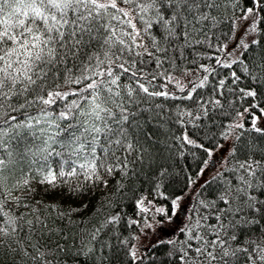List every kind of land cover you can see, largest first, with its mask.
I'll list each match as a JSON object with an SVG mask.
<instances>
[{
	"label": "snow or ice",
	"instance_id": "6c2138e0",
	"mask_svg": "<svg viewBox=\"0 0 264 264\" xmlns=\"http://www.w3.org/2000/svg\"><path fill=\"white\" fill-rule=\"evenodd\" d=\"M253 2L236 17L237 0H0V258L6 264H144L130 242L139 236L102 237L119 216L79 228L73 210L28 203L23 193L36 191L33 182L77 191L81 176L105 186L104 176L116 171L135 176L136 165L170 153V141L211 158L215 148L194 139L201 132L233 142L226 167L201 185L213 192L198 204L214 223L194 209L178 229L182 239L151 247L172 246L167 255L179 264H264V127L254 117L246 128L242 118L250 109L235 111L231 100L264 95V44L240 38L229 49L220 40L249 16L245 34L258 31L260 0ZM221 25L228 33L219 32ZM175 126L181 135L173 134ZM202 165L198 175L208 161ZM167 175L160 165L158 178ZM161 183L158 195L168 199ZM182 199H171V216L147 197L136 200L145 214L141 232L153 229L149 214L171 221ZM57 220L73 227H52Z\"/></svg>",
	"mask_w": 264,
	"mask_h": 264
},
{
	"label": "trees",
	"instance_id": "16d2710c",
	"mask_svg": "<svg viewBox=\"0 0 264 264\" xmlns=\"http://www.w3.org/2000/svg\"><path fill=\"white\" fill-rule=\"evenodd\" d=\"M237 3L239 4V7L235 10V12L254 6L253 0H237ZM256 11L258 12V18L260 19V23L258 25V37L256 39L260 40L261 43L264 44V0H260V6L256 8ZM219 32L228 33L227 26L221 25ZM237 34L236 28L227 38L224 35H220V40L223 43L228 44L230 47L235 43ZM211 63H214V61ZM220 71L223 72L225 70L221 69ZM211 79L212 78L210 77V80ZM240 86L245 87V84H241ZM203 91L205 93L208 92L207 89ZM231 100L234 102L233 108L235 111L244 112V109H250L249 112L245 113L242 121L246 128L250 127V121L253 119V116L261 114L262 112L260 109L264 108V95H258L256 98L243 99L238 98L237 96H232ZM234 110L229 109L232 114V118H235ZM229 122L230 121L228 119H225L224 121L225 124ZM258 126L264 127L259 124ZM173 134L175 136L181 135V129L179 126H175L173 128ZM253 135L255 134L253 133ZM201 137H204V133L202 132L194 137V139H196L198 143L204 144L205 148H215L217 143L220 144L225 141L223 139H219L217 141L210 137H204L202 139ZM170 143H173V150L170 153L165 154L163 158L157 159L154 162L143 166L136 165L137 174L135 176L129 174V176L124 177L119 171L112 173L110 176H104L108 182L106 185V191H91V184L84 183L83 177L81 176L78 178L80 187L77 191H69L67 186L64 185L63 189H60L58 192L45 191L39 195L36 190L32 193L24 192L23 195L27 198L26 202L28 203L35 204V201L39 200L45 205H59L61 210H72V206L80 205L81 211L75 212L74 214L72 211L71 215V219L77 222L79 228H99L108 217L117 214L120 218L119 222L116 225H108L106 228L102 229V237H113L114 235H119L123 239L137 236L141 231L140 225L143 223V216L145 214L138 212L135 201L140 199L142 196L147 197L148 200L153 201L154 206L166 207L169 210L168 214H172L170 204L171 199H174L176 196H181L185 192L192 191V182L196 180L198 172L203 166L202 161H208L209 159L203 150L192 145H181L180 142L172 141H170ZM181 151L183 152V155L179 154ZM229 154L227 159L230 161ZM160 165H163L168 172V175L164 178H158ZM53 167H55V162H53ZM224 167H226V165ZM213 176L208 178L206 181H210ZM158 180H162L159 192H163L168 199H164L158 195L156 188ZM72 183L73 186H75L77 181H73ZM34 184L35 182H33L32 186L33 188H36ZM201 185H204V182ZM201 185L194 190L192 196L186 198V208L184 210L183 208H181V210L179 208L178 211L179 213L182 212V216L180 217L178 227H175L169 235H162L159 238L157 237L156 240L150 242L140 253L146 257L144 264H179L175 254H173L172 257L167 255L172 246L167 243L161 244L158 248H152L151 246L158 240L167 241L168 239H182L183 237H181L178 229L184 227L190 222L189 217L193 215L194 209L200 214L209 216V223H214L210 217V210L206 211L198 204L200 199H211L213 197V192L211 188L206 189L201 187ZM178 211L176 216H178ZM159 216L162 217L161 215ZM149 218H151L150 214ZM131 220H140L141 224H130L129 221ZM51 226L56 228L73 227L68 225L67 221L60 220H57L55 224ZM161 226L166 227L167 224ZM73 230L75 231L76 229L74 228ZM130 242L136 244V241ZM0 264H6V261L3 260V258H0ZM66 264H73V262L69 260L66 261Z\"/></svg>",
	"mask_w": 264,
	"mask_h": 264
},
{
	"label": "rangeland",
	"instance_id": "374dc122",
	"mask_svg": "<svg viewBox=\"0 0 264 264\" xmlns=\"http://www.w3.org/2000/svg\"><path fill=\"white\" fill-rule=\"evenodd\" d=\"M243 14V10H238L235 12V16L236 17H240ZM252 17L249 16L248 20H240L238 27H237V38H243L247 41H251L253 38H257L258 37V31L256 33H251L249 32L248 34H245V29L246 26L248 24L251 23ZM235 40V43L233 45H231L229 47V49H232L236 43H237V39ZM254 117H259L258 120V124L259 125H263L264 126V113L261 114H256L253 116ZM244 118V116H243ZM242 118V121H243ZM219 145H221L220 147H215V151H214V155L208 159V167L205 171V173L203 175H197L195 183H192V191L189 192H185L184 194H182L181 196H183V199L180 201V210L181 208H183V210L186 208L185 203L187 202L186 198H188L189 196H192L194 193V190L197 189L203 182H205L208 178H210L211 176H213L214 174H216L218 171H220L221 169H223V167L225 166L223 164V162L227 159L228 154L231 150L232 147V141L231 140H225L224 142L220 143ZM213 161H215V166L213 165ZM106 179V178H104ZM91 184V183H90ZM34 186L36 187L35 189L38 191L39 195H41L42 193H44L45 191L47 192H58L60 189H63L64 185L61 186L58 189H51V188H45L43 186H37L36 184H34ZM91 191H106L107 190V186L100 184V183H95V184H91ZM185 205V206H184ZM73 210V214L75 212H80L81 211V207L80 205H74L71 208ZM184 212V211H183ZM172 214H170L171 216ZM113 216H117V214H114ZM182 216V212L179 213L178 211V216H173L171 221H169L167 219V217L162 216L160 217L159 215H155V219L153 220L152 217L149 218V222H151L153 224V229L152 230H148L145 229L144 232L142 233L140 231L139 236L140 239L138 241H136V245L139 249V252L141 253L143 251V249L146 248V246L157 239V237H161L162 235H169V233L171 231H173V229L176 227H178V223L180 221V217ZM157 221H162V223H157ZM143 224V223H142ZM142 224L140 226H142ZM167 224L166 227H163L161 225Z\"/></svg>",
	"mask_w": 264,
	"mask_h": 264
}]
</instances>
